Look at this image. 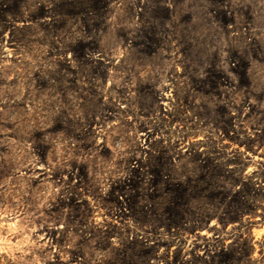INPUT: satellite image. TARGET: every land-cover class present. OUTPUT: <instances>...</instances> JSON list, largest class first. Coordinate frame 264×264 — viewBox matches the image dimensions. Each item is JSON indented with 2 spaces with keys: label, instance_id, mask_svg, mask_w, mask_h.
<instances>
[{
  "label": "rangeland",
  "instance_id": "rangeland-1",
  "mask_svg": "<svg viewBox=\"0 0 264 264\" xmlns=\"http://www.w3.org/2000/svg\"><path fill=\"white\" fill-rule=\"evenodd\" d=\"M0 264H264V0H0Z\"/></svg>",
  "mask_w": 264,
  "mask_h": 264
}]
</instances>
